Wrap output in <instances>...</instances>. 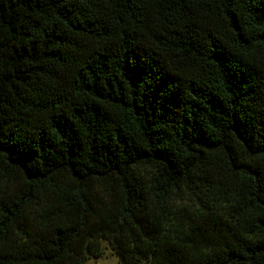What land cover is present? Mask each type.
<instances>
[{"label":"trees","instance_id":"trees-1","mask_svg":"<svg viewBox=\"0 0 264 264\" xmlns=\"http://www.w3.org/2000/svg\"><path fill=\"white\" fill-rule=\"evenodd\" d=\"M264 264V0H0V264Z\"/></svg>","mask_w":264,"mask_h":264},{"label":"rangeland","instance_id":"rangeland-1","mask_svg":"<svg viewBox=\"0 0 264 264\" xmlns=\"http://www.w3.org/2000/svg\"><path fill=\"white\" fill-rule=\"evenodd\" d=\"M84 264H117V257L110 252L108 247H106L102 256L97 258L90 256L85 260Z\"/></svg>","mask_w":264,"mask_h":264}]
</instances>
